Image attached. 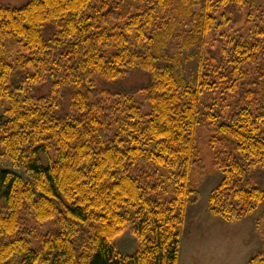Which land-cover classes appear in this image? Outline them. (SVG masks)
Returning a JSON list of instances; mask_svg holds the SVG:
<instances>
[{
  "label": "trees",
  "instance_id": "trees-1",
  "mask_svg": "<svg viewBox=\"0 0 264 264\" xmlns=\"http://www.w3.org/2000/svg\"><path fill=\"white\" fill-rule=\"evenodd\" d=\"M245 4H0V146L13 168H0V264H179L186 212L199 201L189 175L205 93L235 100L227 119L212 107L203 116L222 174L208 211L235 223L260 208L264 38L226 37ZM211 39L229 49L213 56ZM192 48L197 82L181 70V54ZM135 72L149 83L134 93L99 89L98 80L117 83ZM45 86L49 94H37ZM45 224L53 229L43 231ZM128 224L139 243L132 254L114 244Z\"/></svg>",
  "mask_w": 264,
  "mask_h": 264
},
{
  "label": "rangeland",
  "instance_id": "rangeland-1",
  "mask_svg": "<svg viewBox=\"0 0 264 264\" xmlns=\"http://www.w3.org/2000/svg\"><path fill=\"white\" fill-rule=\"evenodd\" d=\"M28 0H0L1 5L21 7ZM241 16H237L235 24L231 25L229 34L226 37L238 39L240 37L252 40L257 36L264 38V35H257V32L264 30V0H245ZM248 11L252 14L251 22L247 23ZM168 54L173 56L177 51V41ZM226 43V42H225ZM219 41L211 39L207 48H211L210 54L219 57V48L224 46ZM229 49L228 45H225ZM181 70L184 76L197 82L198 78V50L192 48L184 50L181 54ZM149 83V77L142 72H135L129 77L117 83L103 82L98 80L100 90L109 89L112 92L119 90L123 93H134L139 87ZM50 87L45 86L37 94L48 95ZM243 91L238 94L242 95ZM237 94V96H238ZM222 97L226 98L230 108L222 109L220 104ZM232 95H222L221 92L205 93L202 96L199 108V124L197 127L196 151L192 158L193 165L189 175V186L199 192L197 204L190 205L186 212L184 224L181 228V247L179 264H247L257 254L264 258V203L251 216L235 223H228L212 216L208 211V197L218 186L222 174L214 167L215 151L211 145L212 133L203 124V116L207 107H212L220 120L227 119L235 106ZM139 102L145 105L142 96H138ZM234 101V102H233ZM49 155L42 156L45 166L49 164ZM0 168L13 169L11 163L3 156L0 146ZM22 176L24 174L19 172ZM258 182L264 187V172L258 177ZM31 227H37L34 223H28ZM43 231L53 229V225L45 224L41 227ZM115 246L122 253L132 254L139 248V243L133 233L132 224H128L123 234L114 241Z\"/></svg>",
  "mask_w": 264,
  "mask_h": 264
}]
</instances>
